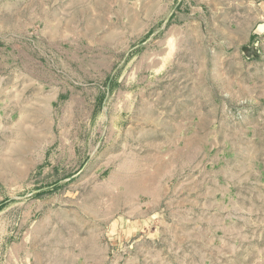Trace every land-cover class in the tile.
Returning <instances> with one entry per match:
<instances>
[{
	"label": "rangeland",
	"instance_id": "1",
	"mask_svg": "<svg viewBox=\"0 0 264 264\" xmlns=\"http://www.w3.org/2000/svg\"><path fill=\"white\" fill-rule=\"evenodd\" d=\"M238 8L0 0V264H264V9Z\"/></svg>",
	"mask_w": 264,
	"mask_h": 264
},
{
	"label": "crops",
	"instance_id": "2",
	"mask_svg": "<svg viewBox=\"0 0 264 264\" xmlns=\"http://www.w3.org/2000/svg\"><path fill=\"white\" fill-rule=\"evenodd\" d=\"M195 5L199 7L200 14H202L203 9V14L209 9V15L210 17H215V21L221 20L219 16H233L235 14V7H240L236 9L237 13L245 16V20H247L250 7L263 10L264 0H195ZM154 233V227H151L146 232L147 235H154Z\"/></svg>",
	"mask_w": 264,
	"mask_h": 264
}]
</instances>
